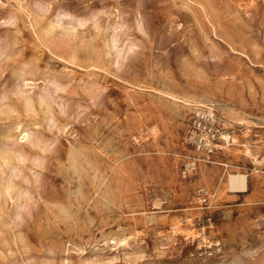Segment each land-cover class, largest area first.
Wrapping results in <instances>:
<instances>
[{
	"label": "rangeland",
	"instance_id": "1",
	"mask_svg": "<svg viewBox=\"0 0 264 264\" xmlns=\"http://www.w3.org/2000/svg\"><path fill=\"white\" fill-rule=\"evenodd\" d=\"M0 264H264V0H0Z\"/></svg>",
	"mask_w": 264,
	"mask_h": 264
},
{
	"label": "built area",
	"instance_id": "2",
	"mask_svg": "<svg viewBox=\"0 0 264 264\" xmlns=\"http://www.w3.org/2000/svg\"><path fill=\"white\" fill-rule=\"evenodd\" d=\"M221 133L215 107L212 105L200 106L190 123V142L205 157H210L216 150L221 149L222 144L227 141ZM202 201L207 202L211 197L204 188L199 189Z\"/></svg>",
	"mask_w": 264,
	"mask_h": 264
},
{
	"label": "bare ground",
	"instance_id": "3",
	"mask_svg": "<svg viewBox=\"0 0 264 264\" xmlns=\"http://www.w3.org/2000/svg\"><path fill=\"white\" fill-rule=\"evenodd\" d=\"M52 95V94H51ZM191 100H193L194 105L199 107V103L197 101V98H192ZM222 135V134H221ZM228 136V135H226ZM231 141V140H230ZM194 165V164H192ZM188 167H191V165H188ZM248 175L244 172L241 171H237V172H230L228 174V178L227 181L229 183V185L231 186V188L233 189H243L245 190L248 186ZM207 239V238H206ZM210 242V241H209Z\"/></svg>",
	"mask_w": 264,
	"mask_h": 264
}]
</instances>
